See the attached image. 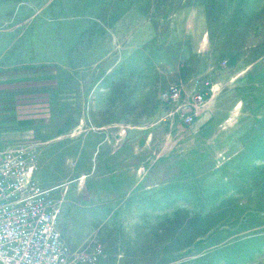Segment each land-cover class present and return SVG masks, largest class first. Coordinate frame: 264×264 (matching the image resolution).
Instances as JSON below:
<instances>
[{"label": "rangeland", "instance_id": "obj_1", "mask_svg": "<svg viewBox=\"0 0 264 264\" xmlns=\"http://www.w3.org/2000/svg\"><path fill=\"white\" fill-rule=\"evenodd\" d=\"M18 65L3 117L13 93L47 111L0 145L34 148L69 262L264 264V0H0Z\"/></svg>", "mask_w": 264, "mask_h": 264}, {"label": "built area", "instance_id": "obj_2", "mask_svg": "<svg viewBox=\"0 0 264 264\" xmlns=\"http://www.w3.org/2000/svg\"><path fill=\"white\" fill-rule=\"evenodd\" d=\"M182 92L181 87L171 86L160 98L177 103ZM194 100L201 107L202 96ZM179 111L187 123L195 121L192 103L181 104ZM35 158L31 145H0V264H81L75 254L69 262L57 229L56 205L33 178Z\"/></svg>", "mask_w": 264, "mask_h": 264}, {"label": "crops", "instance_id": "obj_3", "mask_svg": "<svg viewBox=\"0 0 264 264\" xmlns=\"http://www.w3.org/2000/svg\"><path fill=\"white\" fill-rule=\"evenodd\" d=\"M3 69L0 67V97L3 99L2 92L9 91L13 92L14 90H18V88L25 89L32 86L28 83V78L32 76L30 74V69L28 70L25 65H18L17 67L11 68V71L9 73L1 72ZM30 81V80H29ZM22 82V86L20 85ZM29 84V85H27ZM27 85V86H25ZM46 85L43 82H37V86L43 87ZM33 87V86H32ZM31 93H13L10 94V101L13 103V108L10 106V111L12 110L13 117L10 119H7L3 117V115L6 113L4 110L5 108L4 103L0 101V129L6 130L9 129L11 132L9 133V139H12L13 142H16L15 140H20L25 137H27L30 134H32V129L36 128L37 125H43L42 122V116L40 114L47 111L46 104L44 103V97H41V104L36 103V105H30L27 106V96ZM25 100V101H23ZM37 101V99H36ZM23 102H25L23 104ZM45 108V109H44ZM8 114L9 110H8ZM29 115V116H28ZM31 129V130H30ZM30 130V131H29ZM25 131V132H24Z\"/></svg>", "mask_w": 264, "mask_h": 264}]
</instances>
